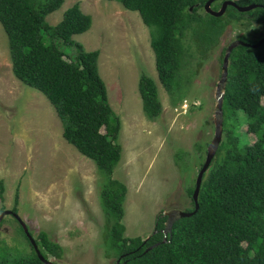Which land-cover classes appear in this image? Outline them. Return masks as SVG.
Listing matches in <instances>:
<instances>
[{
    "label": "trees",
    "instance_id": "16d2710c",
    "mask_svg": "<svg viewBox=\"0 0 264 264\" xmlns=\"http://www.w3.org/2000/svg\"><path fill=\"white\" fill-rule=\"evenodd\" d=\"M63 1L0 0V24L7 37L13 74L47 97L61 121L62 136L91 158L104 175L100 203L106 218V255L121 256L124 264H264V42L257 47L238 44L230 52L222 101L224 138L203 173L198 209L176 219L165 240L163 212L157 214L148 235L129 236L124 234L122 221L126 185L112 175L122 150L116 139L121 120L108 101L98 69L99 49H85L72 37L89 28L91 15L75 1L56 23L46 20ZM117 1L137 10L148 26L157 76L169 93L181 86L185 56H196L199 64L217 45L228 24L244 28L264 23V0H235L240 5H257L246 11L227 5L219 16L204 10L205 0ZM219 5L218 0L211 3L213 8ZM263 35L249 38L240 33L236 38L255 42ZM58 41L72 45L73 52L62 49ZM137 86L144 113L156 117L162 104L155 80L141 72ZM240 113L245 117L244 138L239 133ZM248 132L254 135L252 140ZM176 157L182 158L181 152ZM194 184L195 179L186 187L191 206L185 210L194 207ZM3 192L4 180L0 178L1 199ZM18 196L17 184L15 211ZM19 229L31 253L0 254V264H45L20 223ZM34 239L45 258L62 256L63 246L47 231L40 229Z\"/></svg>",
    "mask_w": 264,
    "mask_h": 264
},
{
    "label": "rangeland",
    "instance_id": "374dc122",
    "mask_svg": "<svg viewBox=\"0 0 264 264\" xmlns=\"http://www.w3.org/2000/svg\"><path fill=\"white\" fill-rule=\"evenodd\" d=\"M75 1L92 20L88 29L72 37L85 49H99L98 69L108 101L121 120L116 139L122 150L112 175L126 185L124 234L145 237L158 213L191 206L186 187L193 183L213 136L221 50L240 33L256 37L264 32V23L244 28L228 24L199 64L196 56H185L181 86L169 93L157 76L149 28L137 10L125 8L117 0H64L46 20L56 23ZM58 42L62 49L73 52L72 45ZM141 72L157 84L162 110L154 118L142 109L137 86ZM261 101L264 103V96ZM240 116L241 122L245 120ZM239 124L244 138L246 124ZM61 130V121L47 97L13 74L7 37L0 24V178L4 180L0 210L1 206H14L18 184L15 206L32 235L43 229L63 246L62 256H50L51 260L112 264L115 257L106 255L103 237L106 218L100 189L104 175L91 158L65 140ZM247 136L254 138L250 132ZM177 152L182 154L179 160ZM31 251L18 220L5 214L0 225V254L28 255Z\"/></svg>",
    "mask_w": 264,
    "mask_h": 264
},
{
    "label": "water",
    "instance_id": "95a60500",
    "mask_svg": "<svg viewBox=\"0 0 264 264\" xmlns=\"http://www.w3.org/2000/svg\"><path fill=\"white\" fill-rule=\"evenodd\" d=\"M213 0H205L204 4H203V8L206 12L215 15V16H219L221 14L224 13L225 8L227 7V5H233L235 6L239 11H246L249 9H252L253 7H255L257 5V3H248L245 5H240L238 4L235 0H222V2L220 3V6L218 8H213L211 6ZM192 9V7L190 6V10ZM262 42H264V35L261 36L260 38H258L257 41L255 42H248V41H243L239 38H235L233 40H231L225 47L224 52H223V56H222V60H221V68H220V74H219V79L216 83V88H215V105L213 108V123H214V130H213V136L210 139V141L207 144L206 147V151H205V156L203 159V162L201 163L197 174L195 176V184H194V188L191 194L193 203H194V207L192 210H185V209H180V208H170L166 211H163V214L166 215V219L164 222V228L163 230V240H165V236L167 233H169L171 231L172 228V224L173 222L183 216H189L190 214L194 213L199 206L198 203V193H199V187H200V183L202 180V176L203 173L206 171V169L208 168L215 152L216 149L219 145V142L221 140V135H222V124H223V110H222V101H223V95H224V88H225V83H226V79H227V70H228V62H229V55L231 50L237 46L238 44H243V45H248L251 47H257L259 46ZM7 213L12 214L20 223L24 233L26 234L28 240L30 241L31 245L33 246L37 256L39 257V259L45 263V264H59L54 260H51L49 258H45L42 253L40 252L37 243L34 239V236L30 233V229L28 227V225L26 224V222L21 218V216L18 214L17 211L13 210L11 207L10 208H2L0 210V221L2 220L3 216ZM156 243L149 245L148 247H146L145 250L151 248L153 245H155ZM121 256L117 257L114 262L112 264H124L125 261H121Z\"/></svg>",
    "mask_w": 264,
    "mask_h": 264
},
{
    "label": "flooded vegetation",
    "instance_id": "af4514ba",
    "mask_svg": "<svg viewBox=\"0 0 264 264\" xmlns=\"http://www.w3.org/2000/svg\"><path fill=\"white\" fill-rule=\"evenodd\" d=\"M214 1V0H213ZM218 1H220V3L222 2V0H218ZM220 6V5H219ZM249 37V36H248ZM249 38H255V37H249Z\"/></svg>",
    "mask_w": 264,
    "mask_h": 264
},
{
    "label": "built area",
    "instance_id": "2783aa9c",
    "mask_svg": "<svg viewBox=\"0 0 264 264\" xmlns=\"http://www.w3.org/2000/svg\"><path fill=\"white\" fill-rule=\"evenodd\" d=\"M184 105H186L187 103H186V100L184 101V103H183Z\"/></svg>",
    "mask_w": 264,
    "mask_h": 264
}]
</instances>
